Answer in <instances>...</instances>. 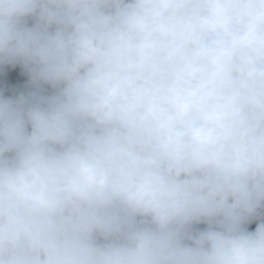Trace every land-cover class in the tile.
<instances>
[{"label": "clouds", "instance_id": "obj_1", "mask_svg": "<svg viewBox=\"0 0 264 264\" xmlns=\"http://www.w3.org/2000/svg\"><path fill=\"white\" fill-rule=\"evenodd\" d=\"M17 66L0 264H264V0H0Z\"/></svg>", "mask_w": 264, "mask_h": 264}, {"label": "crops", "instance_id": "obj_2", "mask_svg": "<svg viewBox=\"0 0 264 264\" xmlns=\"http://www.w3.org/2000/svg\"><path fill=\"white\" fill-rule=\"evenodd\" d=\"M26 83L27 77L22 74L18 66L14 69L10 68L7 76H0V91L5 95H12L13 90H25Z\"/></svg>", "mask_w": 264, "mask_h": 264}, {"label": "rangeland", "instance_id": "obj_3", "mask_svg": "<svg viewBox=\"0 0 264 264\" xmlns=\"http://www.w3.org/2000/svg\"><path fill=\"white\" fill-rule=\"evenodd\" d=\"M199 227L203 228L204 225H200ZM249 228H250V230H254V228H255V223L251 224V225L249 226Z\"/></svg>", "mask_w": 264, "mask_h": 264}]
</instances>
